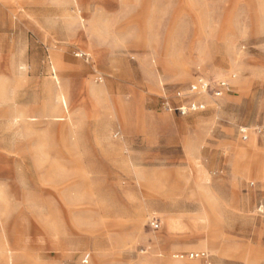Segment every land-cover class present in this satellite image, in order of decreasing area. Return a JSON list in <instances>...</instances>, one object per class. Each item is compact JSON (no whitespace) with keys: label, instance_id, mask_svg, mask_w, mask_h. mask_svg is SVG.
I'll use <instances>...</instances> for the list:
<instances>
[{"label":"rangeland","instance_id":"1","mask_svg":"<svg viewBox=\"0 0 264 264\" xmlns=\"http://www.w3.org/2000/svg\"><path fill=\"white\" fill-rule=\"evenodd\" d=\"M262 119L264 0H0V264H264Z\"/></svg>","mask_w":264,"mask_h":264},{"label":"built area","instance_id":"2","mask_svg":"<svg viewBox=\"0 0 264 264\" xmlns=\"http://www.w3.org/2000/svg\"><path fill=\"white\" fill-rule=\"evenodd\" d=\"M225 86H226L225 82H220L218 84V86L213 89L214 90L213 91L214 95H216V96L221 95L222 89ZM209 89H210V84L208 83V81H206V80H204L202 78L198 79L196 83L191 84V91H196L197 92V91L202 90L203 92H206ZM199 107L202 108L203 106L199 105L198 108ZM180 110H181L182 113L185 112L184 108H181ZM239 132L241 134V138L242 139L246 140L248 138V134H247L246 128H244V127L239 128ZM257 132L258 133H264V119H262L260 124L258 125ZM151 225L154 228L158 227L157 220H152ZM186 256L188 258H191V259H202V260H205L206 262L210 263L209 260H208V254L205 251H202V250L187 252Z\"/></svg>","mask_w":264,"mask_h":264}]
</instances>
